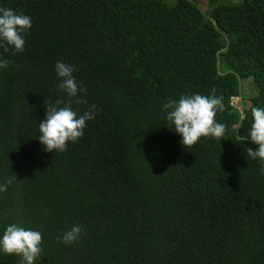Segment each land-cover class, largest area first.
<instances>
[{"label": "trees", "instance_id": "16d2710c", "mask_svg": "<svg viewBox=\"0 0 264 264\" xmlns=\"http://www.w3.org/2000/svg\"><path fill=\"white\" fill-rule=\"evenodd\" d=\"M0 0L31 17L23 52L0 58V236L42 233L36 264H264V163L247 148L264 107V0ZM74 66L91 105L65 151L38 140ZM249 79L247 104L234 108ZM222 96L223 139L182 144L162 110L181 95ZM63 107V104L60 105ZM79 225L71 244L58 237ZM21 257L0 251V264Z\"/></svg>", "mask_w": 264, "mask_h": 264}, {"label": "clouds", "instance_id": "9594fccd", "mask_svg": "<svg viewBox=\"0 0 264 264\" xmlns=\"http://www.w3.org/2000/svg\"><path fill=\"white\" fill-rule=\"evenodd\" d=\"M32 26L31 17L17 13L11 8L0 7V48L6 53L8 47L14 48V53L23 52L25 46L24 35ZM12 64L11 60L0 58V68H7ZM58 77L62 81L56 85L60 91L66 92L69 98L67 103L57 99L55 103H48L45 119L39 123V142L49 152L65 151L69 141L75 142L83 136L86 121L94 118L99 111L95 105L82 115L70 107L76 104H87L86 99L80 98V93H86L73 76L76 70L74 66L58 61L55 65ZM63 104V107L60 105ZM225 108L223 97L215 95H181L178 100L168 99L162 106L167 111L166 119L174 125L175 132L182 138L185 147L195 145L201 137H213L223 139L226 132V125L216 121L217 112H223ZM253 123L249 130L248 137L258 145L256 150L247 148V155L252 159L260 158L264 163V107H253L251 109ZM264 172V169H261ZM16 176L9 178L4 184H0V192L7 190ZM82 227L73 226L62 237H58L63 243L71 244L76 242L82 234ZM42 233L37 230L26 229L18 224H11L6 227L3 235L0 236V251L5 254H15L21 257L20 264H36L37 258L42 253Z\"/></svg>", "mask_w": 264, "mask_h": 264}, {"label": "rangeland", "instance_id": "374dc122", "mask_svg": "<svg viewBox=\"0 0 264 264\" xmlns=\"http://www.w3.org/2000/svg\"><path fill=\"white\" fill-rule=\"evenodd\" d=\"M170 1V0H168ZM197 4L199 5V7L205 8V0H198ZM252 93V88L249 86V79H246L243 81L242 83V89H241V96H236V97H232L231 98V105L236 108V109H240L241 107V103L242 104H247V95Z\"/></svg>", "mask_w": 264, "mask_h": 264}]
</instances>
